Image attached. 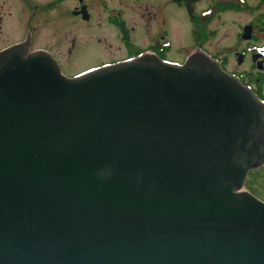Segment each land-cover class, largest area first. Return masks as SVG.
Segmentation results:
<instances>
[{"label": "water", "instance_id": "95a60500", "mask_svg": "<svg viewBox=\"0 0 264 264\" xmlns=\"http://www.w3.org/2000/svg\"><path fill=\"white\" fill-rule=\"evenodd\" d=\"M263 164L264 104L208 58L0 54V264H264Z\"/></svg>", "mask_w": 264, "mask_h": 264}, {"label": "flooded vegetation", "instance_id": "af4514ba", "mask_svg": "<svg viewBox=\"0 0 264 264\" xmlns=\"http://www.w3.org/2000/svg\"><path fill=\"white\" fill-rule=\"evenodd\" d=\"M17 46L25 57L46 54L68 79L138 60L181 66L201 56L264 103V0H0V54ZM86 55L95 61L72 71ZM262 167L244 184L264 183Z\"/></svg>", "mask_w": 264, "mask_h": 264}, {"label": "rangeland", "instance_id": "374dc122", "mask_svg": "<svg viewBox=\"0 0 264 264\" xmlns=\"http://www.w3.org/2000/svg\"><path fill=\"white\" fill-rule=\"evenodd\" d=\"M74 32L77 33V34L79 33V36H81L80 33H82V30H79L78 28H75ZM172 35H173V37H176V42L178 43V41H180V38H179L180 34L173 33ZM182 40H188V37H186V35H185L182 38ZM93 61H95V59H93V57H91L89 55L83 56L82 59L80 57H78L71 64V67H72L71 70L75 71V70H78L80 68L89 66V65L92 64ZM261 170L264 171V167H262ZM258 176L261 177V175H258ZM244 187H243V189H246V190L250 189L249 187H252V188L256 189V191L258 192V194L256 196H258L260 199H264V183H262V181L260 179L253 180V181L250 180V181H248V183L244 184Z\"/></svg>", "mask_w": 264, "mask_h": 264}, {"label": "trees", "instance_id": "16d2710c", "mask_svg": "<svg viewBox=\"0 0 264 264\" xmlns=\"http://www.w3.org/2000/svg\"><path fill=\"white\" fill-rule=\"evenodd\" d=\"M257 175H261V174H259V173H257ZM262 176V175H261ZM264 179V178H263ZM256 191V189H253V192H255ZM257 192V191H256Z\"/></svg>", "mask_w": 264, "mask_h": 264}]
</instances>
